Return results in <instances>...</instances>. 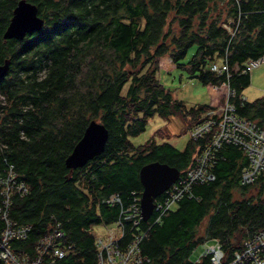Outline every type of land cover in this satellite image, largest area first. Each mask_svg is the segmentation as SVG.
Wrapping results in <instances>:
<instances>
[{"label":"trees","instance_id":"1","mask_svg":"<svg viewBox=\"0 0 264 264\" xmlns=\"http://www.w3.org/2000/svg\"><path fill=\"white\" fill-rule=\"evenodd\" d=\"M29 1L43 18L42 28L3 39L17 0H0V62L9 58L0 79V179L11 167L26 188L10 185L7 213L28 229L9 240L11 252L19 259L34 254L39 240L59 224L64 235L53 246H65V253L43 264H97L93 226L120 219L122 246L139 236L140 262L127 264H212L204 248L196 259L190 254L214 240L221 245V261H230L264 229V168L242 183L247 155L223 143L203 165L213 179L193 181L158 220L154 211L134 224L126 215L140 199V166L159 160L182 174L199 163L211 134L189 135L180 149L163 139L169 136L164 128L143 143L130 137L144 131L154 114L181 115L188 131L215 109L177 98L159 79L161 57L202 85L226 83L235 113L264 129V93L243 98L256 68L247 69V63L264 58V0ZM223 60L228 71L211 69ZM91 119L107 128L105 146L83 166L68 168L64 159ZM111 195L120 203H105ZM168 195H158L155 204ZM121 208L126 211L119 215ZM3 227L0 214V232ZM0 264L11 263L0 258Z\"/></svg>","mask_w":264,"mask_h":264},{"label":"built area","instance_id":"2","mask_svg":"<svg viewBox=\"0 0 264 264\" xmlns=\"http://www.w3.org/2000/svg\"><path fill=\"white\" fill-rule=\"evenodd\" d=\"M223 25L228 28L231 34L233 33V29H230L227 24L224 23ZM261 61V57L250 60L246 68L250 69L257 67ZM211 69L218 73L221 72V70L228 71L225 60L220 64L213 63ZM225 87L222 93L223 99L221 106L214 110L209 109L201 120L196 122L194 126L188 128V133L193 138H197L205 133H210L209 145L204 149L203 153L197 157L199 163L194 168H189L186 172L179 174L177 181L167 190L169 195L164 201L156 204L154 202L153 212L157 211V213H155L157 217L164 214L183 192L188 193L189 186L193 181L198 180L199 182H204L214 178L213 172L203 168V165L209 159L213 151L223 143L237 145L247 155L248 163L242 168L240 175L242 183L253 181L258 172L264 168V129L258 127L254 121L240 117L235 113L234 106L228 101V97L233 91L230 90L227 85ZM8 169L6 177L0 179L1 194L3 196V206L0 208V214L4 222V227L0 232V258L4 262H10L11 264H43V260L46 258L50 259L51 262L53 258L50 257V253L53 255H62L65 253L66 249L65 246H53L54 240L58 242L64 235L59 224H56L50 233L39 240L36 252L32 255L25 253L19 259L9 248V240L13 237H24L28 229L24 226H16L15 221L8 217L7 208L11 187L15 185L17 190H21L22 192L26 190L24 185L21 182H17L15 179L11 167ZM120 201L117 195H111L109 198L104 199L105 203H120ZM125 211V208H121L119 215L124 214ZM128 211L126 218H129L134 224L142 220L139 202L132 203ZM158 219L159 217L156 218V220ZM114 225L116 228L112 230L109 229L104 238L98 235L95 239L97 264H127L130 261L139 263L140 259L135 255L139 250V236L134 237L122 246L119 243L123 235V226L120 219H117ZM46 246L49 247L50 251L46 249ZM204 251L209 254L212 264H236L242 259H248L250 264H264V229L256 232L247 240L244 243L243 250L235 251L231 260L228 262L221 261L222 249L217 240L210 243L205 241Z\"/></svg>","mask_w":264,"mask_h":264},{"label":"water","instance_id":"3","mask_svg":"<svg viewBox=\"0 0 264 264\" xmlns=\"http://www.w3.org/2000/svg\"><path fill=\"white\" fill-rule=\"evenodd\" d=\"M43 18L38 15L37 6L29 0H17L9 20L2 32L3 39H21L27 33L40 30ZM9 67V58L0 62V79ZM108 137L107 128L96 119H91L84 128L80 138L74 143L71 151L64 159L65 166L75 168L83 166L93 156L103 150ZM180 171L176 166L166 162L152 160L144 163L138 170V178L142 185L139 207L140 216L146 221L154 210V199L167 191L177 181ZM149 264H159L151 262Z\"/></svg>","mask_w":264,"mask_h":264},{"label":"rangeland","instance_id":"4","mask_svg":"<svg viewBox=\"0 0 264 264\" xmlns=\"http://www.w3.org/2000/svg\"><path fill=\"white\" fill-rule=\"evenodd\" d=\"M189 54L190 51L185 56V59ZM158 62L160 69L158 76L160 81L166 87H169L177 98L184 100L189 105L202 102L208 103L211 99L213 105H216L217 108L221 106V87H207L206 85L198 83L194 78H188L184 71L175 67L171 68V62L167 57H161ZM263 93L264 58L258 67L251 70L250 82L244 88L243 96L247 100H253L256 97L261 96ZM216 100H218V102H216ZM159 128H164L168 131L169 136L163 139L167 140L179 149L184 146L189 138V133L186 130L187 128L181 115H172L168 119H164L154 114L148 118L145 130L135 136L130 137V139L134 144L143 143ZM156 139L158 141L163 140L159 136H156ZM113 228H116V226L112 222L109 224H95L93 226V232L104 238L108 230H112ZM203 248V244H199L190 254L191 260L194 258L196 259L197 256L203 252ZM46 249L50 251L48 246H46ZM50 255L51 258H55L52 253H50Z\"/></svg>","mask_w":264,"mask_h":264},{"label":"crops","instance_id":"5","mask_svg":"<svg viewBox=\"0 0 264 264\" xmlns=\"http://www.w3.org/2000/svg\"><path fill=\"white\" fill-rule=\"evenodd\" d=\"M168 60H170L169 58H168ZM207 87H209V85H207ZM221 90L222 91H224V89L226 88L225 86H221ZM211 96V95H210ZM210 96H209V99H210ZM212 97V96H211ZM218 97V96H217ZM216 102H218V100H216ZM202 103H206V102H202ZM207 104H211V105H213V102L211 101V99L209 100V102L207 103ZM203 231V225H200V232H202Z\"/></svg>","mask_w":264,"mask_h":264},{"label":"clouds","instance_id":"6","mask_svg":"<svg viewBox=\"0 0 264 264\" xmlns=\"http://www.w3.org/2000/svg\"><path fill=\"white\" fill-rule=\"evenodd\" d=\"M221 62H222V61H221ZM221 62H220V63H221ZM220 63H219V64H220ZM222 85H223V86H226L227 84H226V83H223V84H221L220 86L209 85V87H210V86H211V87H221ZM222 93H223V91H222ZM243 98H244V96H243ZM222 99H223V95L221 94V99H220L221 102H222ZM244 99H245V98H244ZM214 106H215V109H216V108H217L216 105H214Z\"/></svg>","mask_w":264,"mask_h":264},{"label":"bare ground","instance_id":"7","mask_svg":"<svg viewBox=\"0 0 264 264\" xmlns=\"http://www.w3.org/2000/svg\"><path fill=\"white\" fill-rule=\"evenodd\" d=\"M63 255H64V254H62V255L55 254L54 257H55V256H57V257H62Z\"/></svg>","mask_w":264,"mask_h":264}]
</instances>
